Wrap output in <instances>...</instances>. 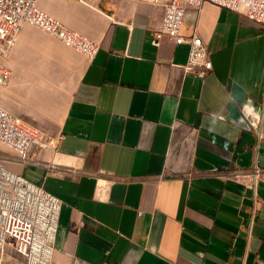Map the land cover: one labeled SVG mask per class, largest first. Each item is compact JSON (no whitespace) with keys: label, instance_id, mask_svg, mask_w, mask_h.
I'll list each match as a JSON object with an SVG mask.
<instances>
[{"label":"crops","instance_id":"1","mask_svg":"<svg viewBox=\"0 0 264 264\" xmlns=\"http://www.w3.org/2000/svg\"><path fill=\"white\" fill-rule=\"evenodd\" d=\"M165 2L37 0L97 54L27 24L0 56V105L48 143L8 162L61 200L52 264H264V24L189 7L182 33L213 62L202 78L188 43H151Z\"/></svg>","mask_w":264,"mask_h":264},{"label":"built area","instance_id":"2","mask_svg":"<svg viewBox=\"0 0 264 264\" xmlns=\"http://www.w3.org/2000/svg\"><path fill=\"white\" fill-rule=\"evenodd\" d=\"M204 2L242 12L250 20L264 24V0H166L161 26L153 31L151 43L159 45L164 36H169L176 44L188 43L190 53L185 70L202 78L213 68L206 42L198 33L185 36L182 25L187 9L199 7ZM27 24L56 36L89 58L99 50L97 42L41 10L37 0H0V56L15 44ZM10 78L11 70L0 63V86L7 84ZM0 142L14 150L23 163L33 161L34 148L48 147L39 128L1 105ZM7 160L10 159L0 157V264L6 244L13 245L23 256V264H52L61 200L43 186L11 170L5 165ZM243 176L249 175L235 173L237 178ZM261 176L256 167L248 184L255 187ZM113 182L112 178H104L99 180V186Z\"/></svg>","mask_w":264,"mask_h":264},{"label":"rangeland","instance_id":"3","mask_svg":"<svg viewBox=\"0 0 264 264\" xmlns=\"http://www.w3.org/2000/svg\"><path fill=\"white\" fill-rule=\"evenodd\" d=\"M5 56H2V62H5ZM0 157L8 158L10 160L5 161V165L10 169L13 168L14 164L8 161L18 160L17 154L11 148L3 145L0 142ZM13 170V169H12ZM1 264H22L23 257L16 251L13 245L6 244L2 252Z\"/></svg>","mask_w":264,"mask_h":264}]
</instances>
